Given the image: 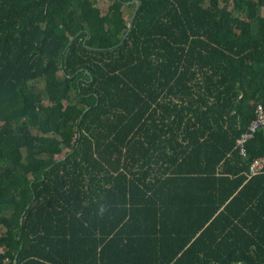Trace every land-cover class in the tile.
<instances>
[{
    "label": "trees",
    "instance_id": "obj_1",
    "mask_svg": "<svg viewBox=\"0 0 264 264\" xmlns=\"http://www.w3.org/2000/svg\"><path fill=\"white\" fill-rule=\"evenodd\" d=\"M138 2L0 0V264H264V0Z\"/></svg>",
    "mask_w": 264,
    "mask_h": 264
},
{
    "label": "built area",
    "instance_id": "obj_2",
    "mask_svg": "<svg viewBox=\"0 0 264 264\" xmlns=\"http://www.w3.org/2000/svg\"><path fill=\"white\" fill-rule=\"evenodd\" d=\"M264 126V107L258 103L255 107L254 117L249 122L245 131L240 133L236 140V147L241 155L246 153L244 144L248 139L252 138L253 134L260 128ZM264 168V156H259L254 158L249 166L247 175L252 176L261 172Z\"/></svg>",
    "mask_w": 264,
    "mask_h": 264
},
{
    "label": "water",
    "instance_id": "obj_3",
    "mask_svg": "<svg viewBox=\"0 0 264 264\" xmlns=\"http://www.w3.org/2000/svg\"><path fill=\"white\" fill-rule=\"evenodd\" d=\"M138 0H137V4H136V7H135V9H134V11H133V13H132V15H131V22H132V20H133V18H134V16H135V13H136V10H137V8H138ZM130 26H131V23H130V25H129V27H128V29H127V31L126 32H128L129 31V29H130ZM125 35H126V33L124 34V36L123 37H125Z\"/></svg>",
    "mask_w": 264,
    "mask_h": 264
},
{
    "label": "rangeland",
    "instance_id": "obj_4",
    "mask_svg": "<svg viewBox=\"0 0 264 264\" xmlns=\"http://www.w3.org/2000/svg\"><path fill=\"white\" fill-rule=\"evenodd\" d=\"M56 156H61V155H56Z\"/></svg>",
    "mask_w": 264,
    "mask_h": 264
}]
</instances>
